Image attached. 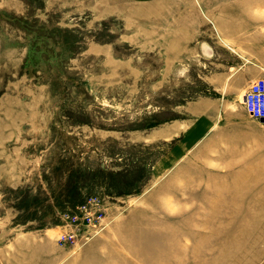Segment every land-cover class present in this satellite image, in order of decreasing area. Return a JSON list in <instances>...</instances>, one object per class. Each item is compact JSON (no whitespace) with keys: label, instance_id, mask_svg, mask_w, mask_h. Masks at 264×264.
I'll return each mask as SVG.
<instances>
[{"label":"rangeland","instance_id":"1","mask_svg":"<svg viewBox=\"0 0 264 264\" xmlns=\"http://www.w3.org/2000/svg\"><path fill=\"white\" fill-rule=\"evenodd\" d=\"M262 74L264 0H0V264H264Z\"/></svg>","mask_w":264,"mask_h":264},{"label":"built area","instance_id":"2","mask_svg":"<svg viewBox=\"0 0 264 264\" xmlns=\"http://www.w3.org/2000/svg\"><path fill=\"white\" fill-rule=\"evenodd\" d=\"M247 113L254 119L264 120V78L255 80L244 96ZM104 207L98 197H91L67 219L66 230L57 236L62 245H82L104 228ZM84 232L83 236H79ZM80 237L83 239L81 240Z\"/></svg>","mask_w":264,"mask_h":264},{"label":"bare ground","instance_id":"3","mask_svg":"<svg viewBox=\"0 0 264 264\" xmlns=\"http://www.w3.org/2000/svg\"><path fill=\"white\" fill-rule=\"evenodd\" d=\"M255 0H253L254 2ZM255 42V41H254ZM258 189V185H253L252 187H249L248 190H250V193H244L241 194L240 198L241 201H239L244 207H252L254 206H258L260 205V200L258 199L257 195L255 194V192Z\"/></svg>","mask_w":264,"mask_h":264},{"label":"crops","instance_id":"4","mask_svg":"<svg viewBox=\"0 0 264 264\" xmlns=\"http://www.w3.org/2000/svg\"><path fill=\"white\" fill-rule=\"evenodd\" d=\"M262 77H264V74H262ZM260 78H261V77H260ZM258 79H259V78H258ZM256 80H257V79H256ZM258 121H259V120H258ZM260 122H262V121H260ZM263 123H264V122H263ZM263 123H262V124H263ZM263 132H264V130H263Z\"/></svg>","mask_w":264,"mask_h":264},{"label":"water","instance_id":"5","mask_svg":"<svg viewBox=\"0 0 264 264\" xmlns=\"http://www.w3.org/2000/svg\"><path fill=\"white\" fill-rule=\"evenodd\" d=\"M262 122H264V120H262Z\"/></svg>","mask_w":264,"mask_h":264}]
</instances>
